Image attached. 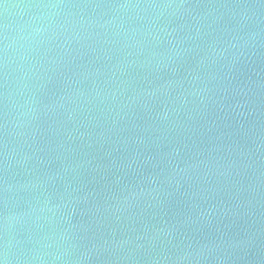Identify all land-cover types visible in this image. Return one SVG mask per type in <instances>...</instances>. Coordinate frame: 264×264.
<instances>
[{"label":"water","instance_id":"95a60500","mask_svg":"<svg viewBox=\"0 0 264 264\" xmlns=\"http://www.w3.org/2000/svg\"><path fill=\"white\" fill-rule=\"evenodd\" d=\"M0 264H264V0H0Z\"/></svg>","mask_w":264,"mask_h":264}]
</instances>
